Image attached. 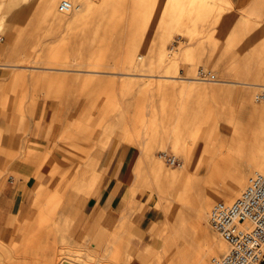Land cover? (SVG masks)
<instances>
[{
	"label": "rangeland",
	"instance_id": "rangeland-1",
	"mask_svg": "<svg viewBox=\"0 0 264 264\" xmlns=\"http://www.w3.org/2000/svg\"><path fill=\"white\" fill-rule=\"evenodd\" d=\"M25 1L0 0V54L9 60L0 65V87L6 89L0 99V195L13 189L14 204V219H0V264H159L166 241L177 234L185 238L182 258L174 252L164 264H193L204 242L201 220L221 247L205 258L214 264L225 242L209 220L197 219L195 205L180 203L185 182L197 184L214 173L203 196L210 212L219 201H233L258 170L249 162L253 148L258 154L264 146V112H253L264 108L262 0H73L79 9L69 23L46 17L47 0ZM62 1H56L57 11ZM7 33L17 37L15 53L6 47ZM128 108L143 122L118 127ZM150 131L180 134L194 143L195 154L187 164L168 144L157 148L165 166L185 174L173 205L159 178L147 181L145 170L130 222L121 221L120 205L135 176L137 135ZM91 133L100 138L93 141ZM71 135L84 142L77 151L69 149ZM212 139L226 142L222 152H204ZM35 147L41 157L31 161ZM129 148L119 205L82 217V202L72 193L78 174L86 170L90 179L96 171L107 179L111 154ZM66 162L77 167L70 170ZM21 163L30 166L29 174L18 171ZM150 208L154 221L141 227L138 220ZM62 214L74 221H62ZM113 241L126 243L121 255L108 248Z\"/></svg>",
	"mask_w": 264,
	"mask_h": 264
},
{
	"label": "bare ground",
	"instance_id": "bare-ground-1",
	"mask_svg": "<svg viewBox=\"0 0 264 264\" xmlns=\"http://www.w3.org/2000/svg\"><path fill=\"white\" fill-rule=\"evenodd\" d=\"M68 1H70V0H68ZM70 2L72 4V7L69 11H66V12L61 11V9H60L61 4L59 5V11H61L63 13L74 12L77 9V6H75V2H73V0ZM4 31L8 32L7 29H5ZM16 39H17V37H14V39H13L11 37V33H7V45H6V47H8L10 49L13 48L14 49L13 53H15V49H16V42H17ZM17 48H19V46H17ZM261 52L264 54V50H262ZM136 61H135V64L137 65ZM169 66H171V65H169ZM168 68L169 69L172 68L175 71L177 70L176 65H172L171 67H168ZM166 77L173 78V79L176 78V76H174V75H166ZM194 79L197 80V78H194ZM202 80H211V79H202ZM213 82H219V80H213ZM0 99H1V96H0ZM1 108L2 107L0 106V110H1ZM253 112L255 115H257V116L259 115V117H261V114L264 112V108H262V107L258 108V109L254 108ZM171 116H172V114H171ZM20 117L22 118V121L25 120V115H21ZM110 117H111V114H110ZM122 117L123 118L120 117V119H121L120 121H123V122L118 127L127 126L128 128H132L134 126H137V124H140L143 122L141 116L139 114H136V113L132 114V111L129 110V108H128V110L126 109L123 112ZM105 118L108 119V114L106 115ZM169 120H171V119H169ZM175 123H176V121L174 122V124ZM54 125H55L54 123H51L50 126H51V128H53V130L55 132H57V130H59V129L57 126H54ZM175 126H176V124H175ZM175 129H176L175 132H177L178 131L177 127ZM84 130H87V128ZM163 132H164V130H163ZM175 132L168 133V134H166V136H163V137L160 135H157L158 133H155L153 131L143 132L142 134L139 133L137 135V145L139 146V153H138L137 164H136V169H135V173H134L135 176L132 179V187L127 192L126 197L124 198V200L122 201L121 206H120V213L121 214L118 217L121 221L126 219V220H128L127 222H130V220L127 218L130 217L131 214L133 213V208L135 207L137 194L139 192L140 187L143 186V183L145 180V173H144L145 170H146V180L147 181H149L150 178L153 176H156L159 178L160 183H161L160 186L165 187V194L167 197V201L169 202L168 205L169 204H170V206L173 205V203H171V200L174 197V191H175L176 187L180 184V182L181 181L183 182V179H185V176H184L185 174L182 171H179V170L177 171L174 168L165 166L164 163L157 158L155 151L157 148H166V144H168L169 148H172L174 151L178 152L180 155H182L185 158L187 164H188V161L190 159V156H193L195 154L194 153L193 155H191L194 143H192V145H190L189 139L183 138L180 134H177ZM193 132L194 131H192V133ZM69 133H70V131H69ZM192 133L189 130L190 136H192ZM99 135L100 134H98V133H94V134L91 133V137H93V141L96 138H100ZM74 136L75 135H71L73 142H72V144L69 143L70 144L69 149L71 151L79 150V148H81L80 144L83 145V143H84V142L80 141L82 139V137L79 140V138L74 137ZM78 136H80V135H78ZM91 137H89V138H91ZM83 139L87 140L85 137H83ZM132 142H133V140H132ZM225 145H226L225 141L214 142V140L212 139V140H210L209 143L205 144V146L203 145L204 146V152L209 151L213 154L217 153V152L219 153V152H222L224 150ZM93 146H94L95 150H97V153L100 154L101 148H100V146H98V143L97 144L93 143ZM36 147H38V146H36ZM36 147L33 150H30L31 161H32V159H38L41 157V154H40V152H38V150H36ZM252 156H253V159L249 162V166L250 167H256L258 169L257 172H255V173H258V172L264 173V172H262L264 170V146H263V151L261 149H258V154L256 153V149L253 148ZM217 157L219 158L218 154H217ZM77 159H79V158H77ZM224 162H222L221 164H223ZM216 163L221 165L219 160H217ZM66 164H68L67 168L70 170H74L77 167V165H75L74 162H69V163L66 162ZM180 166L184 167L182 164ZM17 169L22 174L23 173L29 174L32 170L30 168V166L27 167L26 165H23L22 163L19 164ZM86 172L87 171L84 170V171H82L81 174H78L76 182L74 183V185L72 187L73 195L76 196L77 199H79L82 202V205L89 196H98L100 191L104 188L105 183H106V177L102 178L101 176H99L97 174L96 171L90 172L91 173L90 179H87L89 173H86ZM212 174L214 175V173H212ZM210 175L211 174L209 173V176H207L203 181H201L200 183H197V184L195 182H190V183L187 182L188 184L185 182L187 191H186V194H185L183 200L180 203V207H182V208L187 207V205H195V216H197V219H205L206 222L210 219L211 210L209 212V210L207 208V201L204 200L203 196L205 195V193H207V187H206L207 182H208L209 178H211L213 176V175H211V176ZM32 180L34 181L33 178H32ZM246 184H247V182H246ZM22 190H23V188H22ZM233 193L234 192L231 189H225V191H224V195L226 197H233ZM164 208H165L164 210H166V212L168 213V208H166V207H164ZM183 214H184V212H183ZM67 217H70V215L68 216V214H67ZM67 217L62 219V221H74V219H67ZM200 229L202 231V237L201 238L204 237L203 238L204 242H203V245L201 246V248L197 249L193 264H209L208 262H205V258L209 254V250L212 249L214 251L219 252V251H221V247L216 243L215 239L211 238L210 234L207 233V228L205 227V224H204V222H202V220L200 222ZM127 237H129L128 233H127ZM186 238H187V235H186ZM184 241H185V238H184L183 234H180V235L177 234L171 240L166 241V249L159 255V258H158L159 264H164V262H166V263L172 262L171 258H172V254L174 252L176 254H179L178 258H182L181 246H182ZM125 244L126 243H124V242L113 241L111 246H109L108 248L109 249H111V248L115 249L116 255H119L121 253V249L123 247H125ZM226 248H227V245H226ZM226 251H227V249H226ZM226 251H225V253H226ZM213 259H212V262H213ZM191 261H193V260H191ZM63 264H68V261L67 260L64 261Z\"/></svg>",
	"mask_w": 264,
	"mask_h": 264
},
{
	"label": "built area",
	"instance_id": "built-area-1",
	"mask_svg": "<svg viewBox=\"0 0 264 264\" xmlns=\"http://www.w3.org/2000/svg\"><path fill=\"white\" fill-rule=\"evenodd\" d=\"M71 7L68 0L60 5L65 12ZM163 157L172 165L177 162L166 154ZM209 223L227 245L226 253L214 258V264H264V173L251 175L234 201L215 203Z\"/></svg>",
	"mask_w": 264,
	"mask_h": 264
},
{
	"label": "crops",
	"instance_id": "crops-1",
	"mask_svg": "<svg viewBox=\"0 0 264 264\" xmlns=\"http://www.w3.org/2000/svg\"><path fill=\"white\" fill-rule=\"evenodd\" d=\"M16 1V0H13ZM56 1L57 0H47L45 3V10H46V17L50 18L53 23H60V22H71L74 20V14L73 17L69 16L70 13H63L61 11L56 10ZM251 0H240L241 4L249 3ZM28 0L25 1V4L27 6ZM262 0L259 3V7H263ZM79 9V8H77ZM77 9L75 11H77ZM24 13H27L25 11ZM68 14V15H67ZM71 14V15H72ZM8 30V28H6ZM17 46V45H16ZM19 46V45H18ZM12 57H16L14 55H11ZM9 60H5L3 58V55L0 54V65H3L5 62H8ZM6 93L5 88L0 87V96L4 95ZM0 114H2V108L0 110ZM35 146H38L37 144ZM56 145H54L55 147ZM132 157V149H118L115 152H113L110 156V160L108 163L107 168L105 169L107 171V179L104 188L101 190L98 196H89L86 201L83 203L81 209L83 208V213L81 212V215L83 217L84 214H90L95 212L98 209H104L105 211H110L112 209H115L120 201H121V195L122 191L124 189V181L123 177L126 174V170L129 166V161ZM13 193V189H4L0 195V219H14V204H13V198L11 194ZM121 206V205H120ZM152 208L148 209L143 215L140 216V219L138 220V223L141 227L149 225L152 221H154V215H153ZM66 218L63 214L61 215V219Z\"/></svg>",
	"mask_w": 264,
	"mask_h": 264
}]
</instances>
